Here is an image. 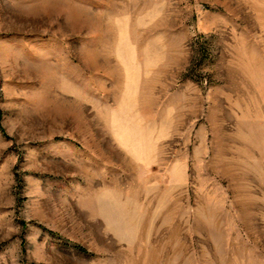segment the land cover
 I'll use <instances>...</instances> for the list:
<instances>
[{
    "label": "rangeland",
    "instance_id": "rangeland-1",
    "mask_svg": "<svg viewBox=\"0 0 264 264\" xmlns=\"http://www.w3.org/2000/svg\"><path fill=\"white\" fill-rule=\"evenodd\" d=\"M0 264H264V0H0Z\"/></svg>",
    "mask_w": 264,
    "mask_h": 264
}]
</instances>
